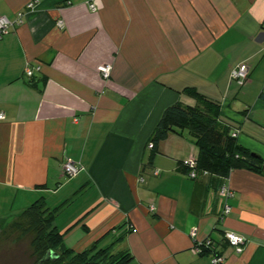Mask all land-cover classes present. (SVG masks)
<instances>
[{"label": "crops", "instance_id": "1", "mask_svg": "<svg viewBox=\"0 0 264 264\" xmlns=\"http://www.w3.org/2000/svg\"><path fill=\"white\" fill-rule=\"evenodd\" d=\"M21 11L24 23L0 40V220L43 200L60 209L56 226L75 252L121 234L113 251L130 264H212L192 251L197 229L200 240L247 239L241 253L225 249L224 264H264V175L191 178L180 171L198 157L186 132L152 162L148 148L168 107L196 105L185 92L195 89L264 158V0H0V15ZM241 63L251 67L244 87L231 79ZM67 158L79 176L65 177ZM222 183L234 192L227 216Z\"/></svg>", "mask_w": 264, "mask_h": 264}, {"label": "trees", "instance_id": "2", "mask_svg": "<svg viewBox=\"0 0 264 264\" xmlns=\"http://www.w3.org/2000/svg\"><path fill=\"white\" fill-rule=\"evenodd\" d=\"M185 92L195 98L197 103L191 106L178 102L165 110L150 139V143L153 144L150 162L159 153L160 144L169 135L186 132L198 149V157L195 168L182 161L180 171L188 175L196 171L197 177L207 174L218 177L224 182L229 179L233 170H248L264 175V158L239 143L233 127L224 121L222 106L195 89H186ZM59 210L50 209L43 200H38L19 215L0 220L3 226L0 233L8 237L10 232H19L17 241L22 238L29 239L31 264H130L133 262L130 253L113 251L114 244L121 240V234L117 235L114 243L107 247H100L98 241L82 252L68 248L64 234L56 226ZM224 236L222 243H217L211 238L216 243L217 255L224 256L225 249L232 248ZM211 253V250L204 248L197 256L210 257Z\"/></svg>", "mask_w": 264, "mask_h": 264}, {"label": "built area", "instance_id": "3", "mask_svg": "<svg viewBox=\"0 0 264 264\" xmlns=\"http://www.w3.org/2000/svg\"><path fill=\"white\" fill-rule=\"evenodd\" d=\"M37 7V2H30L27 7L26 11L33 12ZM90 11L96 13L99 10L97 2L89 3ZM26 16L25 11H21L17 14L15 20H10L6 16L0 15V40L3 39L6 35H8L12 30L16 27L21 26L24 23ZM57 26L60 29L65 28V24L62 20L57 21ZM260 40L264 47V34L260 35ZM40 66L37 68H27L25 71V75L28 78H34L35 74L40 72ZM98 71L100 75L103 77L104 80H109L112 74V65L111 64H102L98 67ZM251 74V67L246 63H241L237 65L232 73L231 79L234 83H236L239 87H244L249 79ZM5 119V115L3 112L0 113V123ZM148 148L151 150L153 148V144L150 143ZM185 163L188 164L191 168H195L196 166V157H190L189 159L185 160ZM84 170L81 163L73 160L72 158H67L63 164L62 172L66 178L72 179L79 176L82 171ZM158 174V172H155ZM191 178H196L197 173L193 171L189 174ZM218 195L225 199L226 205L224 208V216H227L231 213L232 208L227 204V202L234 197L233 190L227 185L224 184L218 191ZM154 207H152V211ZM191 237L194 240L192 251L194 255H199V253L205 248L212 251L210 254V259L212 264H223L225 262V257L221 255H217V246L216 243L211 238H206L203 240L198 239V230L193 229L191 231ZM225 240L230 244V246L237 252L241 253L243 251V246L246 244L247 239L239 234L234 232H226L225 233Z\"/></svg>", "mask_w": 264, "mask_h": 264}, {"label": "rangeland", "instance_id": "4", "mask_svg": "<svg viewBox=\"0 0 264 264\" xmlns=\"http://www.w3.org/2000/svg\"><path fill=\"white\" fill-rule=\"evenodd\" d=\"M1 226L0 222V229ZM19 236V232H10L8 237L0 233V264H31L30 240L22 238L17 241Z\"/></svg>", "mask_w": 264, "mask_h": 264}]
</instances>
